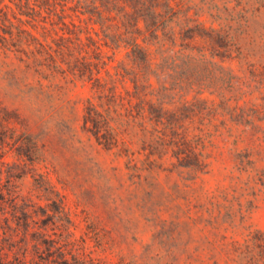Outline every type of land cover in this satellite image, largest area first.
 <instances>
[{"label": "rangeland", "instance_id": "374dc122", "mask_svg": "<svg viewBox=\"0 0 264 264\" xmlns=\"http://www.w3.org/2000/svg\"><path fill=\"white\" fill-rule=\"evenodd\" d=\"M209 1L184 3L195 9ZM242 2H250L247 61L217 59L227 71L217 65L203 74L204 98L219 103L218 94L234 88L227 97L240 108L219 118L207 174L170 167L135 178L124 159L82 130L87 89L31 90L0 75V101L27 121L36 146L24 159L28 168L10 170L0 162L1 190L11 189L32 217L25 234L11 199L0 200V264H54L42 259L48 257L45 240L55 243L54 256L63 251L70 264L79 258L84 264H93L91 258L103 264H225L223 252L264 231V11L257 17L255 0ZM14 147L0 151L5 163L17 162ZM96 236L105 238V248Z\"/></svg>", "mask_w": 264, "mask_h": 264}, {"label": "trees", "instance_id": "16d2710c", "mask_svg": "<svg viewBox=\"0 0 264 264\" xmlns=\"http://www.w3.org/2000/svg\"><path fill=\"white\" fill-rule=\"evenodd\" d=\"M184 1L0 0V75L31 90L87 89L82 130L124 159L135 178L170 167L196 177L207 174V151L220 129L219 118L234 116L240 108L230 105L234 96L227 97L237 92L234 88L217 93L219 103L204 98L203 74L218 65L217 59L247 61L243 43L251 38L250 2L210 0L192 9ZM254 5L259 17L264 0ZM26 122L0 101V151L14 144L18 157L5 163L0 156L10 170L28 168L24 159L36 148ZM13 196L0 187V200L11 199L26 234L32 217ZM56 215L60 220L62 211ZM96 239L105 248V238ZM45 241L48 259L43 260L70 264L65 252L54 256L55 243ZM79 242L85 247L88 238ZM222 255L225 264H264V231L251 232ZM80 259L75 264H84Z\"/></svg>", "mask_w": 264, "mask_h": 264}]
</instances>
